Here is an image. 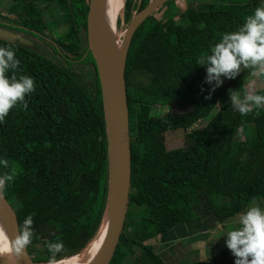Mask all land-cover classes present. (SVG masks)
<instances>
[{
  "label": "trees",
  "instance_id": "trees-1",
  "mask_svg": "<svg viewBox=\"0 0 264 264\" xmlns=\"http://www.w3.org/2000/svg\"><path fill=\"white\" fill-rule=\"evenodd\" d=\"M75 1L11 0L13 16L0 14L1 28L34 47L0 41V47L16 52V75L31 76L36 84L25 98L27 110L17 106L0 123V161H8L7 167L0 163V175L12 177L3 196L18 226L35 213V237L27 248L35 264L48 263L51 255L36 247L57 237L66 249L58 260L81 252L104 216L107 155L101 96L87 48L86 11L79 13ZM142 1L145 6L150 0ZM175 1L164 2L137 25L126 52L130 179L124 224L108 264H164L145 244L150 238L209 212L223 224L255 200L264 209V108L242 116L232 106L230 90L219 93L227 83L243 82L251 70L242 69L234 79L222 77V85L211 91L214 82H205L206 68L196 65L264 0H201L181 12ZM136 9L125 0L116 24L122 15L128 24ZM45 16L53 28L65 27V35H50ZM142 31L162 42L151 56L159 75L148 85L129 80L136 60L144 56L137 58L133 45ZM160 82L166 89L159 104L180 107V113H149V86ZM244 126L249 137L235 140ZM175 130L183 132L180 147L140 158L141 147ZM235 259L226 247L206 264H235Z\"/></svg>",
  "mask_w": 264,
  "mask_h": 264
},
{
  "label": "clouds",
  "instance_id": "clouds-1",
  "mask_svg": "<svg viewBox=\"0 0 264 264\" xmlns=\"http://www.w3.org/2000/svg\"><path fill=\"white\" fill-rule=\"evenodd\" d=\"M19 64L12 47H0V123L17 106L27 110L25 98L36 91L33 77L16 75ZM196 65L206 68L205 82H214L211 91L222 85V77L234 79L242 69L251 70V75L264 78V5L257 6L238 30L223 33L210 54L204 53L197 58ZM230 92L229 99L242 116L264 108V95L249 91L241 98L237 91ZM0 163L8 166L6 159ZM11 179L7 174L0 175V196H3ZM34 216L35 213H31L23 220L14 238L8 236L4 225L0 223V256L18 259L24 255L35 237ZM239 224L226 236V246L236 257L235 264H264V209L259 206L248 208L241 215ZM46 247L51 254L48 264H60L58 254L66 250L63 241L57 237L55 241L48 242Z\"/></svg>",
  "mask_w": 264,
  "mask_h": 264
},
{
  "label": "water",
  "instance_id": "water-1",
  "mask_svg": "<svg viewBox=\"0 0 264 264\" xmlns=\"http://www.w3.org/2000/svg\"><path fill=\"white\" fill-rule=\"evenodd\" d=\"M103 1L87 0L85 16L87 48L95 65L100 89L107 155V193L103 216L106 227L99 251L89 264L109 263L121 234L127 209L130 147L124 84L126 52L137 25L168 0L147 2L128 22L118 49L112 45L101 24ZM0 41L31 50L34 48L29 40L1 27ZM232 85V82L227 83L219 93L229 90ZM0 223L4 225L8 236L14 238L17 234L18 222L15 212L4 196H0ZM11 260L12 264H35L27 249L22 257L17 259L11 256Z\"/></svg>",
  "mask_w": 264,
  "mask_h": 264
},
{
  "label": "rangeland",
  "instance_id": "rangeland-1",
  "mask_svg": "<svg viewBox=\"0 0 264 264\" xmlns=\"http://www.w3.org/2000/svg\"><path fill=\"white\" fill-rule=\"evenodd\" d=\"M199 1H201V0H196V1L195 0H176L175 5L177 7V11L181 12L190 4L193 6L194 2L199 3ZM74 5H75L77 11L81 14L84 13L87 9V1H85V0L75 1ZM131 5L137 7L135 12H131V18L140 9H142L144 7V3L142 0H131ZM12 7L13 6L11 4V0H0V14L1 15L7 16L9 18L12 17L13 15H12L11 11H12V9H14V7L13 8ZM119 18H120V20L116 24L115 32L113 35V41H114V44L117 47V49L119 48V46L123 40V37H124L123 34H125V29L127 26L126 22L123 19V15L120 16ZM43 20H44L45 26L47 27V30L50 33V35H52L55 38H60V37L65 35V33H66L65 27L60 26L58 28H53L51 26L50 21L48 20V18L46 16L43 18ZM122 35H123V37H122ZM133 45L135 48L138 49V57L137 58H139V55H144V56H142L140 59L136 60L135 67L132 69V72L129 76L130 82H132L133 84H146V85H148L149 83H155V80L158 77L159 72H158V68H157L156 64L152 61L151 56L155 51L160 49V47L162 46V42L156 38H153L152 36H148L146 32L142 31L135 38ZM149 87L151 89L150 96H151V100H152L150 105H149V113L152 116L163 114L167 110L180 113V111H181L180 107L168 109L165 106L159 104L158 100H160L165 94L166 86L164 83L160 82L159 84H157L155 86L150 85ZM259 87H261V85L259 84V82L256 79H254V82H252L251 85H249V86H247L245 84V82L243 81L237 85H232L231 88H229V90L230 91H237V93L242 98L249 91L255 90V88H259ZM248 137H249L248 127L244 126V127H241L237 131L234 139L241 141V140H246ZM182 140H183V132L181 130L166 132V133L160 134L156 138V140L153 144L141 147L139 149L140 151H138V154H139L141 159H146L149 155L168 151V150H172V149H176V148L180 147L182 145ZM253 206H259L262 208V202L260 200H255V201L245 205V207L242 209L241 212L237 213L231 219H229L228 221L223 223L224 226H223V224L220 225L219 228L217 229V231H215V234H217L218 236L221 235L222 239H221V241L216 243L218 245L216 246V251L214 252L215 253L214 255H216L217 253H219V251H221L227 247L226 246L227 233L231 230L238 228L237 225L239 224L241 215L248 208L253 207ZM125 234L130 235L129 227L127 225L125 228ZM55 240L56 239H54L52 241H55ZM48 242H51V241H44L42 243V245H40L39 247H36L37 250H41L42 248H44L46 250L47 249L46 244ZM62 259H64V258H62ZM0 264H12V260H6L3 258H0Z\"/></svg>",
  "mask_w": 264,
  "mask_h": 264
},
{
  "label": "crops",
  "instance_id": "crops-1",
  "mask_svg": "<svg viewBox=\"0 0 264 264\" xmlns=\"http://www.w3.org/2000/svg\"><path fill=\"white\" fill-rule=\"evenodd\" d=\"M254 79L261 87L252 91H264V81L256 76L251 75L244 82L249 86ZM220 225L222 224L217 223L213 213L209 212L152 237L145 244L151 246L152 252L164 264H206L215 254L216 243L222 239L221 235L215 234Z\"/></svg>",
  "mask_w": 264,
  "mask_h": 264
},
{
  "label": "bare ground",
  "instance_id": "bare-ground-1",
  "mask_svg": "<svg viewBox=\"0 0 264 264\" xmlns=\"http://www.w3.org/2000/svg\"><path fill=\"white\" fill-rule=\"evenodd\" d=\"M123 2L124 0L103 1L102 11H101V24L107 37L109 38L110 42L114 47H116L113 41V35L116 27V18L119 11L122 8ZM105 227H106V220L104 218L97 234L95 235L93 240L88 243L85 249L80 253H78L77 255H74L70 258L60 259V264H89L93 260L97 252L99 251V248L102 244V240L104 237ZM0 258L11 260V256L8 255L0 256ZM41 264H48V263H41Z\"/></svg>",
  "mask_w": 264,
  "mask_h": 264
}]
</instances>
